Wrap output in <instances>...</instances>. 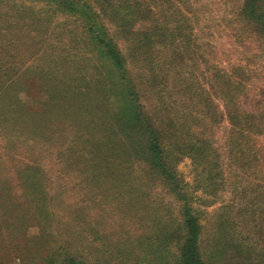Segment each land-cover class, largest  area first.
<instances>
[{
	"label": "rangeland",
	"instance_id": "374dc122",
	"mask_svg": "<svg viewBox=\"0 0 264 264\" xmlns=\"http://www.w3.org/2000/svg\"><path fill=\"white\" fill-rule=\"evenodd\" d=\"M170 1L176 7L167 13L182 9L190 50L168 70L160 64L151 73L150 50L103 20L126 56L145 114L160 127L178 121L181 145L201 132L210 137L215 161L205 169L213 181L172 134L162 143L199 216L204 259L264 264V130L234 154L235 131L220 95V86L228 87L241 109L264 110V38L238 19L243 0ZM83 33L49 3L0 0V264H48L53 255H61L57 262L71 255L89 264H176L185 234L181 203L125 148ZM161 54L174 61L171 50ZM219 70L234 82L217 84ZM116 133L123 145L114 150ZM239 244L246 256L232 250Z\"/></svg>",
	"mask_w": 264,
	"mask_h": 264
},
{
	"label": "trees",
	"instance_id": "16d2710c",
	"mask_svg": "<svg viewBox=\"0 0 264 264\" xmlns=\"http://www.w3.org/2000/svg\"><path fill=\"white\" fill-rule=\"evenodd\" d=\"M37 1L53 5L56 11L74 17L76 22L79 23L84 32L83 34L86 36L84 40H86L89 50L99 61L101 69L99 81L96 85L102 84V91L108 99V113H110L116 129L121 132L125 141H127L125 148L134 152L137 157L144 158L148 165L162 176L171 193L180 201L181 226L185 234L176 264H208L209 260L204 259L201 247L202 225L199 216L191 204V196L184 189L179 175L173 169V165L169 164L162 143L164 136H171L172 134L177 139L180 148L184 152L190 153L196 163H204L202 170L209 174L206 177L207 180L213 181L214 177H212L211 171L205 169L208 161H215V157H213L214 148L210 137L204 132L196 134L194 137L190 135L193 138L191 137L188 140L182 138L183 145H181V138L176 134L178 125L176 123H179L178 121L172 118L166 122L167 127H160L155 123L157 120L152 113H150V117L145 114L140 103L139 93L129 76L126 56L103 20V15L111 18L124 38L127 41L135 42L134 47H137V49L150 50V72L157 73V66L162 64L163 68L167 67L166 70L173 68L175 62L182 58L183 53L190 50L187 43L188 33H185V27L181 24L183 21H180L181 18H179V16H183L182 9L177 6V11L171 14L167 13L170 5H176L175 2L170 0ZM172 15H175L178 21H172L170 17ZM238 19L245 27L264 38V0H243L238 12ZM139 24L142 25L140 29L134 30V26ZM167 49L172 51L174 61L171 58L164 61V57L160 56ZM152 55H155L153 59L151 58ZM159 57H161V60H159ZM2 76L4 77V73L0 71V80ZM221 80L226 81V83L234 82L235 77L232 73L219 70L215 82L218 84ZM156 81V77L153 76V84ZM221 91L220 95L224 100V115L231 128L234 129L233 131H235V134H233L235 138L231 143L232 151L234 154H240L243 151L244 144L252 137L253 133H256V135L262 134L264 125H261V119L264 118V110H243L237 103L238 96L236 94L229 97L228 87L224 89L220 86ZM205 94H207L206 91H204V98H208V94L206 97ZM20 109L22 110V107ZM206 116H208L207 112L204 113L202 119ZM191 121L200 122V119L194 118ZM183 127H186L185 123ZM186 128V132L190 133L192 128L190 126ZM119 135L120 133L117 137V133L113 134L111 136L113 141L111 138L109 139V141H112L111 147L114 150L121 149L123 145L122 138ZM239 160L243 161L242 159ZM214 167L216 166L214 165ZM247 210L249 212L246 211V214L253 216L252 209L248 207ZM247 249L242 244L232 246L235 254L241 256H246L249 253ZM212 253L213 256H216L215 253H218V251ZM60 258L61 255L58 257L53 255L49 258L48 264H89L71 255L65 256L60 262H57ZM261 262L263 260H260L258 264H262Z\"/></svg>",
	"mask_w": 264,
	"mask_h": 264
}]
</instances>
